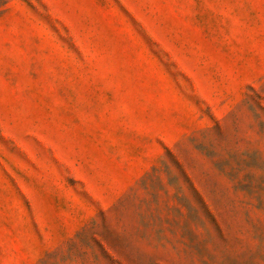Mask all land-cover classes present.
Returning <instances> with one entry per match:
<instances>
[{
	"label": "rangeland",
	"instance_id": "1",
	"mask_svg": "<svg viewBox=\"0 0 264 264\" xmlns=\"http://www.w3.org/2000/svg\"><path fill=\"white\" fill-rule=\"evenodd\" d=\"M0 264H264V0H0Z\"/></svg>",
	"mask_w": 264,
	"mask_h": 264
}]
</instances>
